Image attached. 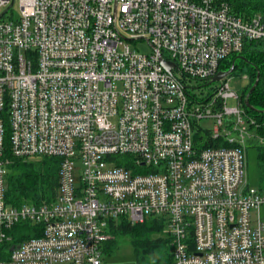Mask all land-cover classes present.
Wrapping results in <instances>:
<instances>
[{
	"label": "built area",
	"instance_id": "obj_1",
	"mask_svg": "<svg viewBox=\"0 0 264 264\" xmlns=\"http://www.w3.org/2000/svg\"><path fill=\"white\" fill-rule=\"evenodd\" d=\"M12 1L0 0V264H106L111 223L152 217L173 264H264V187L247 174L264 120L228 77L204 98L184 82L206 86L264 40L263 16L229 0H18L7 17ZM9 151L59 158L56 197L8 202ZM28 223L38 232L17 241Z\"/></svg>",
	"mask_w": 264,
	"mask_h": 264
},
{
	"label": "trees",
	"instance_id": "obj_2",
	"mask_svg": "<svg viewBox=\"0 0 264 264\" xmlns=\"http://www.w3.org/2000/svg\"><path fill=\"white\" fill-rule=\"evenodd\" d=\"M233 11L236 14L246 17L261 14L264 18V0H229ZM261 45V46H260ZM242 55L248 61L236 59V67L239 64L248 65V74L251 78L249 89L243 92L244 98L259 75V83L250 94L251 103L259 109H264V71L262 61L264 59V40H250ZM238 55L227 58L222 64L223 69L231 67L234 58ZM236 69V68H235ZM252 115L264 120V111L258 112L248 109ZM264 133V128L262 130ZM8 156L11 162L7 167L6 198L8 202L21 205L28 202H42L51 200L58 194L60 185V159L50 156H33L28 158L14 157L9 151ZM261 160H264V153H260ZM264 169V161H263ZM264 187V186H260ZM166 227L163 219L156 217L148 218L145 222L132 224L124 218L111 223L112 239L104 246V255L114 254L120 246L119 236L129 239L138 264H173V254L169 238L155 235ZM33 225L30 223L20 227L16 240L20 241L36 234ZM5 254H0L4 257ZM154 260L153 258L156 256Z\"/></svg>",
	"mask_w": 264,
	"mask_h": 264
},
{
	"label": "rangeland",
	"instance_id": "obj_3",
	"mask_svg": "<svg viewBox=\"0 0 264 264\" xmlns=\"http://www.w3.org/2000/svg\"><path fill=\"white\" fill-rule=\"evenodd\" d=\"M12 12L18 14V0H16L13 8L7 13V17H10ZM130 44L133 48H137L142 53L151 54L153 52L152 45L145 39L131 40ZM228 58L232 59L231 56ZM262 67L264 71V59L262 61ZM248 70V65L244 66L242 64H239V66L236 67V69L229 76H227L229 86L238 92H244L248 90L251 83V78L249 77ZM176 72L178 73V75H180V72ZM184 82L189 86V93L197 98L208 97L215 91L216 87L219 84V81H215L209 85L203 86L200 85V81L194 79H184ZM235 103L236 101L232 98L228 100L229 105H234ZM202 123L208 127H213L215 125V121L213 119H203ZM262 152L264 153V143H260L257 145L255 143L254 146H249L248 148L247 174L251 186H264V169L262 167L264 160H261L260 156V153ZM121 157L130 158L131 156L126 155ZM155 235H161L169 238L165 229L159 233H156ZM117 239L120 243V246L114 254L106 255V264H138L137 257L132 250V245L129 239L124 236H119ZM157 256L158 255H156L153 259L155 260Z\"/></svg>",
	"mask_w": 264,
	"mask_h": 264
},
{
	"label": "water",
	"instance_id": "obj_4",
	"mask_svg": "<svg viewBox=\"0 0 264 264\" xmlns=\"http://www.w3.org/2000/svg\"><path fill=\"white\" fill-rule=\"evenodd\" d=\"M14 3V0L12 1V3L10 4V6L5 10L7 11ZM160 56V61L161 63L164 65V67L169 71L171 72L172 71V68L176 65V63L173 61V60H168V59H165L163 57V55H159ZM239 58V59H243L245 61H248L249 60L247 59L246 56L244 55H238L236 58H234L233 60V63L231 65L230 68L226 69V70H220L215 76L212 77V79L208 82V83H205L204 85H208L212 82H215V81H221L223 78H226L227 76H229L236 68V59ZM259 83V75L257 77V79L255 80L254 84L252 85V87L250 88L249 92L247 93V96L245 98V105L251 109V110H254V111H258V112H263L264 109H259L257 108L256 106H254L251 101H250V94L251 92L254 91V89L257 87Z\"/></svg>",
	"mask_w": 264,
	"mask_h": 264
}]
</instances>
